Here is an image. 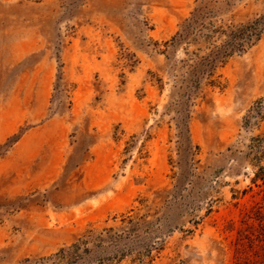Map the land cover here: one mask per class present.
<instances>
[{"label":"rangeland","instance_id":"rangeland-1","mask_svg":"<svg viewBox=\"0 0 264 264\" xmlns=\"http://www.w3.org/2000/svg\"><path fill=\"white\" fill-rule=\"evenodd\" d=\"M0 264H264V0H0Z\"/></svg>","mask_w":264,"mask_h":264},{"label":"trees","instance_id":"trees-1","mask_svg":"<svg viewBox=\"0 0 264 264\" xmlns=\"http://www.w3.org/2000/svg\"><path fill=\"white\" fill-rule=\"evenodd\" d=\"M251 40V38L249 39V41ZM249 41H247V42H249ZM241 46H243V45H240V47ZM223 57H224V55H223ZM216 60H217V58H213L212 56L210 57V56H208V57H206L203 61H201L199 64H198V66H202L203 67V71H202V74L203 73H207V75H210V73L212 72V70L214 69V67H215V63H216ZM199 71V70H198ZM262 169H258V171L255 173V177L256 178H259V177H261L262 176ZM91 239V238H90ZM93 239V238H92ZM98 239V241H100V242H102V239L101 238H97ZM86 243H88V241H84L83 242V244H86ZM77 246L76 245H73L71 248L72 249H75ZM91 252V251H90ZM60 253L62 254V253H65V251L64 250H61L60 251ZM87 260H90V259H87Z\"/></svg>","mask_w":264,"mask_h":264}]
</instances>
